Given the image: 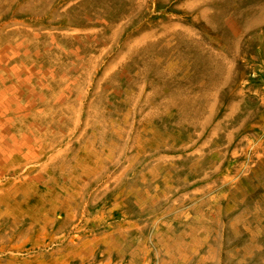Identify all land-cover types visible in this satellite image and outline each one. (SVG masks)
I'll list each match as a JSON object with an SVG mask.
<instances>
[{
	"label": "rangeland",
	"instance_id": "obj_1",
	"mask_svg": "<svg viewBox=\"0 0 264 264\" xmlns=\"http://www.w3.org/2000/svg\"><path fill=\"white\" fill-rule=\"evenodd\" d=\"M0 264H264V0H0Z\"/></svg>",
	"mask_w": 264,
	"mask_h": 264
}]
</instances>
